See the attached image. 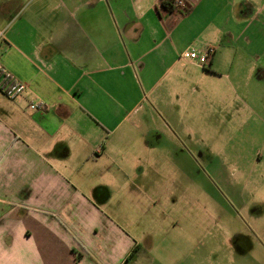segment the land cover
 <instances>
[{
    "label": "crops",
    "instance_id": "1",
    "mask_svg": "<svg viewBox=\"0 0 264 264\" xmlns=\"http://www.w3.org/2000/svg\"><path fill=\"white\" fill-rule=\"evenodd\" d=\"M162 2L0 0V56L27 85L0 89V264H264V245L180 209L206 190L162 191L155 160L186 134L173 108L197 72L249 59L264 80V0ZM208 45V67L182 56Z\"/></svg>",
    "mask_w": 264,
    "mask_h": 264
},
{
    "label": "rangeland",
    "instance_id": "2",
    "mask_svg": "<svg viewBox=\"0 0 264 264\" xmlns=\"http://www.w3.org/2000/svg\"><path fill=\"white\" fill-rule=\"evenodd\" d=\"M250 61L236 60L239 72L232 70L228 80L197 72L204 82L187 88L189 105L173 108L186 134L173 140L174 155L163 151L155 160L161 169L168 167L159 171L162 191L166 181L178 180L193 192L206 190L200 202L191 197L178 202L180 209L185 205L191 213L216 217L226 236L250 240L251 246L264 245V80L250 72ZM167 206L162 201L154 209ZM252 254L250 258L262 259L260 251Z\"/></svg>",
    "mask_w": 264,
    "mask_h": 264
},
{
    "label": "built area",
    "instance_id": "3",
    "mask_svg": "<svg viewBox=\"0 0 264 264\" xmlns=\"http://www.w3.org/2000/svg\"><path fill=\"white\" fill-rule=\"evenodd\" d=\"M175 10H179L183 13L190 11V5L187 0H174ZM3 33L0 31V35ZM216 52V47L213 45H208L204 48L191 47L182 53L183 57L189 58L191 61L198 63L204 67H208L211 60ZM27 88L25 82L20 80L16 75H14L4 64L0 56V89L9 98H15L22 95ZM33 110L42 109L45 107L44 102H34L30 105Z\"/></svg>",
    "mask_w": 264,
    "mask_h": 264
},
{
    "label": "trees",
    "instance_id": "4",
    "mask_svg": "<svg viewBox=\"0 0 264 264\" xmlns=\"http://www.w3.org/2000/svg\"><path fill=\"white\" fill-rule=\"evenodd\" d=\"M162 5L167 10H174V7H175L174 0H163Z\"/></svg>",
    "mask_w": 264,
    "mask_h": 264
}]
</instances>
